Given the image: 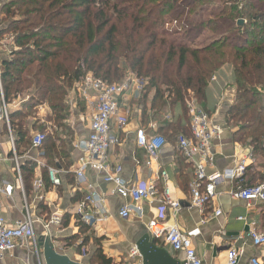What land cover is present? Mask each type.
Returning <instances> with one entry per match:
<instances>
[{
  "label": "trees",
  "instance_id": "obj_1",
  "mask_svg": "<svg viewBox=\"0 0 264 264\" xmlns=\"http://www.w3.org/2000/svg\"><path fill=\"white\" fill-rule=\"evenodd\" d=\"M3 12L0 38L13 37L11 53L1 60L5 99L33 91L9 113L29 202L37 165L25 157L31 149L45 162V186H52L47 166H63L65 180L75 184L68 139L55 128L70 130L64 124L67 95L88 73L109 83L120 82L126 70L140 78L145 86L138 100L146 101L154 91L152 113L146 114L145 106L143 118L158 120V133L172 144L180 134L191 136L187 100L194 99L210 115L220 87L233 82L226 124L234 128L235 142L264 157V98L258 90L264 87V0H7ZM40 105L49 111L43 123L37 116ZM3 127L8 134L5 123ZM35 130L44 134L38 148L31 144ZM75 195L79 202L85 193ZM43 206L39 202L36 209ZM69 216L64 215L63 226ZM74 218L81 232L91 228ZM83 238L86 244L91 236ZM92 241L91 264H114L102 253L100 239Z\"/></svg>",
  "mask_w": 264,
  "mask_h": 264
},
{
  "label": "crops",
  "instance_id": "obj_2",
  "mask_svg": "<svg viewBox=\"0 0 264 264\" xmlns=\"http://www.w3.org/2000/svg\"><path fill=\"white\" fill-rule=\"evenodd\" d=\"M211 81H216V78L213 76ZM76 83L73 87H76ZM258 90L264 98V87H258ZM153 93L152 89L148 94V100L141 102V105L125 106L128 102V96L123 99L119 114H123L124 111L122 110L125 107L129 109L127 124L122 129H118L113 124V131L118 133L122 142L110 149L109 160L112 165L121 166V176L127 183L136 181L154 183L158 189L157 194H160L163 184H166L172 196L177 198L181 204L179 212L175 214L170 208H163L158 201L147 198L139 203L140 212H134L129 219H123L118 214L119 209L124 204L131 205L132 201L118 195L113 183L103 181V173H98L88 167L84 170L85 179L104 196L106 213L105 218L94 225H90L89 230L84 232L79 230L74 218L75 215L79 217L77 213L78 201L75 194L82 191L86 195L89 190L86 183L79 185L75 179L74 171L79 167V161L84 153L75 148L74 143L87 136L93 110L89 106L87 107L88 104L82 97H73L75 100L73 98L68 99L71 116L66 118V121L69 123L70 131H72L67 142L72 162L69 171L73 174L75 184L69 182L68 179L65 180L66 170L63 166H56L60 172L61 184L45 186L43 183L42 188L38 191L33 186V196H31L30 202L27 199L32 215L42 221H49L53 215H59V225L51 226L56 249L83 264H91L90 259L94 253L93 237L100 239L99 247H101L102 253L112 260V263L135 264L137 259L132 257L130 252L136 247L137 240L147 233L146 225L151 219L160 220L167 225L177 224L186 232L197 231L193 237V246L203 264H228L227 251L231 247L241 248L243 251L237 264H247V260L252 256H257L263 261L264 249L252 244L248 232L251 229L264 231V202L247 207L245 202L235 199L229 194L232 189L239 185H249L264 177L263 155L254 153L250 146L235 142L232 138L234 128L226 124V111L234 100L233 82H227L220 87L217 102L210 114L213 121L221 128V134L212 143L211 149L215 155V160L212 166L206 168V173L207 175L223 174L228 170H233L248 150L252 153L253 160L248 161L246 169L240 177L234 180L223 179L220 181L215 197L205 206L203 212L189 205V184L193 177V165L183 157L177 143L166 142L159 158L152 161L150 166L146 165L147 157L144 151L136 146L135 133L138 128L143 127L147 133H150L155 131L156 124L158 130V121L150 116L148 120L143 118L145 106L146 114L152 113L150 99ZM138 94L139 99L141 92ZM68 97L70 98L69 93ZM85 105L86 112L83 115L79 108ZM39 108L42 110L43 105H40ZM36 131L38 130L32 133ZM10 152L9 137L4 132L3 122H0V184L2 181H7L13 187L11 196L0 198V207L8 222L21 218L24 211L18 176L13 167L12 158L8 157ZM25 157L38 162L34 170V179L39 177L42 179L46 170L44 168L45 162L40 158V152L31 149L25 154ZM181 159H185V161L181 163ZM161 171L167 172L165 182L159 176ZM39 202H42L44 206L41 209H36ZM215 209H221L222 214L214 216ZM64 215H71L66 226L62 225ZM240 216L244 219H238ZM36 229L40 233L41 225L36 224ZM87 235H90L91 239L86 244H82L83 237ZM72 237H75L76 240H70ZM155 243L157 246L168 250L181 263L180 254L175 253L162 241L155 240ZM81 244L83 245L82 252L78 251ZM32 248V243L17 246L0 259V264H34L35 257L29 258L30 255H33Z\"/></svg>",
  "mask_w": 264,
  "mask_h": 264
},
{
  "label": "built area",
  "instance_id": "obj_3",
  "mask_svg": "<svg viewBox=\"0 0 264 264\" xmlns=\"http://www.w3.org/2000/svg\"><path fill=\"white\" fill-rule=\"evenodd\" d=\"M12 45L13 37L11 34H4L0 38V122L5 123L7 127L13 153V167L18 176L24 211L21 218L8 222L0 207V259L17 246L32 243V249L35 254L34 264H45L41 257L38 238L39 236L53 237L51 226L59 225L60 217L55 214L49 221H42L34 217L23 190L19 167L20 158L15 152L13 135L9 124V113L20 107L21 100L18 96L7 102L1 81V72L3 70L1 60L4 56H8L11 53ZM129 73L126 78L117 83L106 82L88 73L76 83V87H72L69 91L70 99L82 97L88 104L87 107L89 106L93 110L87 136L74 143V147L84 153V156L79 161V167L75 169L74 173L78 184L83 185L86 183L89 190L84 198L77 202L79 218L87 225H94L98 221L103 220L106 213L104 196L94 189L92 184L87 183L85 179L84 170L88 167L98 173H103V181L113 183L115 192L118 195L122 198H129L132 201L131 205L124 204L120 207L118 214L123 219H129L132 213L140 212L139 203L147 198L152 199V201H158L163 208H170L175 214L181 208L179 200L172 196L166 184H163L160 194H157L158 189L154 183L146 181L127 183L121 176V166L112 165L109 160L110 149L122 142L118 133L113 131V124L118 129L124 128L127 124L129 109L125 107L122 110L124 111L123 114H119L123 99L128 94L132 95L142 92L144 88L142 80L131 71ZM187 103L191 136L187 137L180 134L176 139V143L186 161L191 162L193 165V177L189 184V205L203 212L205 206L215 197L220 181L223 179L234 180L240 177L244 173L248 161L253 160V155L248 150L240 158L233 170H228L223 174L207 175L206 168L212 166L215 160V155L211 149L212 143L221 134V128L213 121L211 115L196 104L194 99L187 100ZM43 139L44 134L42 132L36 131L32 133V147L38 148L41 146ZM135 143L138 148L144 151L147 157L146 165L150 166L152 161H156L159 158L166 140L157 132L155 124V131L150 133H147L143 127L138 128L135 133ZM262 147L264 148V140ZM46 168L50 183L53 186L60 185L61 176L59 170L54 166H47ZM159 176L165 182L167 172L161 171ZM33 186L38 191L43 186V180L40 177L34 179ZM12 189L13 187L10 183L2 181L0 184V198L2 196H11ZM229 194L231 197L245 202L247 207L264 202V177L254 184L239 185L232 189ZM221 214V209L214 210V216H220ZM238 219H244V217L240 216ZM36 224L41 225L40 233L36 231ZM146 229L152 239L162 241L164 245L170 247L175 253L180 254L181 264H203L193 246V237L197 234V231L186 232L177 224L167 225L156 219L148 221ZM248 236L254 246L264 249V231L251 229L248 232ZM54 246L56 248L55 244ZM242 253L241 248H229L227 251L228 264H237ZM130 255L137 259L135 264H143L141 255L136 247L131 250ZM247 264H264V260L262 261L259 257L252 256L247 260Z\"/></svg>",
  "mask_w": 264,
  "mask_h": 264
},
{
  "label": "water",
  "instance_id": "obj_4",
  "mask_svg": "<svg viewBox=\"0 0 264 264\" xmlns=\"http://www.w3.org/2000/svg\"><path fill=\"white\" fill-rule=\"evenodd\" d=\"M242 19L237 21L241 25ZM52 236H39L38 245L41 248V257L45 264H83L78 260L72 259L65 253L59 252L54 244ZM143 264H181L175 259L168 250L156 245L155 240L150 238L147 233L142 235L136 242Z\"/></svg>",
  "mask_w": 264,
  "mask_h": 264
},
{
  "label": "rangeland",
  "instance_id": "obj_5",
  "mask_svg": "<svg viewBox=\"0 0 264 264\" xmlns=\"http://www.w3.org/2000/svg\"><path fill=\"white\" fill-rule=\"evenodd\" d=\"M6 1L7 0H0V23L3 21L2 19V17H4L5 16V12H3L4 10H5V3H6ZM10 44H12V43H10ZM13 46V45H12ZM130 73H129V71L128 70H126L125 71V73H124V77H123V79L124 78H126L128 75H129ZM71 90V89H70ZM145 91V90H144ZM33 93V91H32V88H30V89H27L26 91H23L22 93H20V95H19V98H20V100H21V105H22V102L24 101V100H28L29 99V95H31ZM144 93V92H143ZM142 94V93H141ZM138 93H135V94H133V95H131V94H128V102H127V104L125 105V106H127V105H132V104H138V105H141V102H143V101H141V100H138ZM68 99H70L69 97H68V95H67V105H68V108H67V110H66V115H67V118L68 117H70L71 116V113H70V104H69V102H68ZM73 100H75L74 98H73ZM78 100H79V98H78ZM146 100H148V97H147V99ZM78 103H79V101H77ZM21 105H20V107H21ZM39 109V113H38V115L37 116H39L40 117V123H43V121H44V119H45V117H46V115L49 113V111H48V109H47V107L45 106V105H43V109L41 110L40 108H38ZM79 110L81 111V113L83 114V115H85V112H86V105L84 106V107H81V108H79ZM155 120V119H154ZM30 122L31 121V119H28L27 120V122ZM158 121V120H157ZM64 124L65 125H68L69 123L67 122V121H65L64 122ZM67 127V126H66ZM57 131H58V135L59 136H63V137H66V139H68V136H69V133L71 134V132L72 131H70V130H65V129H63V128H60V129H58V128H55ZM51 130V129H50ZM50 130H48L47 129V131H50ZM162 135V134H161ZM163 136V135H162ZM69 145V144H68ZM32 196H33V194H32ZM32 253H33V255H30L31 257H29V258H34L35 257V254H34V252H33V250H32Z\"/></svg>",
  "mask_w": 264,
  "mask_h": 264
}]
</instances>
